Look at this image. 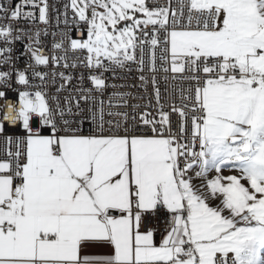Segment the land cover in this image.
Wrapping results in <instances>:
<instances>
[{
    "label": "snow or ice",
    "instance_id": "snow-or-ice-1",
    "mask_svg": "<svg viewBox=\"0 0 264 264\" xmlns=\"http://www.w3.org/2000/svg\"><path fill=\"white\" fill-rule=\"evenodd\" d=\"M51 8L66 29L52 33L51 56L39 30L0 24V101L16 97L11 123L0 104V264H264V0ZM49 9L0 3V20L47 25ZM49 64L87 69L90 86L53 71L62 83L49 96L38 70ZM133 70L138 84L105 78ZM149 85L155 113L152 99L122 91L107 107L131 111L104 110L108 88ZM137 99L146 102L129 104ZM153 219L164 225L159 244Z\"/></svg>",
    "mask_w": 264,
    "mask_h": 264
},
{
    "label": "built area",
    "instance_id": "built-area-1",
    "mask_svg": "<svg viewBox=\"0 0 264 264\" xmlns=\"http://www.w3.org/2000/svg\"><path fill=\"white\" fill-rule=\"evenodd\" d=\"M15 2H18V0H0V3H5L6 5L7 4H14ZM67 0H49V5H50V9H49V23L47 25L45 24H42L37 20L35 21H28L27 23H22V24H17L15 21H9L7 19H4V20H0V24H9L11 23L13 25V27H23V28H28L31 30V33H34L35 31L39 30L41 32V35H40V41H41V44L39 45L40 49H41V54L42 55H47V56H51L53 53H52V43H53V40L56 39L58 40L59 39V35H57L55 38L53 37L52 33L53 32H57L59 33L60 30H66L64 28V24L62 23V20H63V17H60L59 19L57 18V15L55 12L52 11V8H51V5L55 4L57 8L60 9V11L62 12L63 11V4L66 3ZM160 3L163 4L164 3V0H160ZM25 10H29V9H25ZM37 17H38V9L34 10ZM72 17V13H71V10L69 9L68 10V18L71 19ZM47 33V35H45L44 33ZM16 33H14L15 35ZM71 35L74 37V38H80V32L77 31L74 27H73V30H72V33ZM25 43L27 42V39L25 38ZM65 45L67 46V40H65ZM15 54L16 55H19L20 52L23 50L22 48V44L21 43H16L15 44ZM57 55H59L60 53H56ZM77 55H80V56H83L85 55V53H77ZM25 59L26 57H21V60H20V67H25ZM69 63H71L72 61L69 60L68 61ZM63 63V62H62ZM38 70L40 71H44V72H48L49 73V76H48V87H47V92H48V95L51 96L53 94H55V89L56 87H58L60 85V83H62V81L59 80V78H57V82L56 84H52L51 83V80H52V76H51V73L53 71L59 73L61 71L65 72L66 74L67 73H71L72 76L74 77L73 81H72V85H77L78 81L76 79V77H79L81 74L85 76V81H84V86L85 87H88L90 86L86 77L88 75V70L85 69V68H82V67H76V68H63L59 65L55 66V68L49 64L48 66H39L38 67ZM138 74L135 72V70H133V72L130 74V76H128V78L126 80H117V79H114L113 76H112V73H105V78L107 79V82L109 84H123V83H132V84H138L139 81L136 79V76ZM159 75V74H158ZM170 75V74H169ZM38 82V81H37ZM71 87V86H70ZM163 89H164V85L163 83H161V91H162V99H161V104L164 105V109L165 111L168 110L169 108V105L171 103V100L163 95ZM114 91H122V92H129L133 95H137V96H146L148 97L149 99H152V104H153V108L150 109V111H152L153 113H155V100L152 98V88H151V85L148 86V90L147 92H144L142 89L140 90H137L136 88H131V89H128V88H120V89H116V88H108L103 96L101 97L104 101H105V111H131V109H125V108H112V109H109L107 107V101L109 99V94L114 92ZM72 95H75V93H71ZM9 100H5V101H0V104H4L6 105L7 102L9 101H14L15 100V94L14 93H9ZM70 95V92L69 91H63L61 93H59V96L61 98L65 97V96H68ZM94 96H99V93H93ZM63 102V100L61 101ZM146 101L143 100V99H137V100H129V104H144ZM81 103L83 104L84 102L81 101ZM16 107H18V104L16 105ZM4 111L6 112L7 109L6 107L4 108ZM138 111H143V109H140ZM107 118V117H106ZM172 121H173V126L175 128V126L177 125L178 123V117L173 114L172 115ZM8 122H6L7 124ZM85 134H87L88 130H89V127L90 125L89 124H85ZM105 134H107V131L105 132ZM0 147H2V145H0ZM152 225L154 226H158L157 227V231L155 232L156 236L160 237L162 236L161 235V229L163 228V222L162 221H158L156 219H153L152 220Z\"/></svg>",
    "mask_w": 264,
    "mask_h": 264
},
{
    "label": "crops",
    "instance_id": "crops-1",
    "mask_svg": "<svg viewBox=\"0 0 264 264\" xmlns=\"http://www.w3.org/2000/svg\"><path fill=\"white\" fill-rule=\"evenodd\" d=\"M225 172H229V174H227V173H225ZM225 173V174H224ZM230 173H236V174H233V175H238V172H236L235 170H232V169H230V168H225L223 171H222V175H225V176H227V175H232V174H230ZM216 175V173L214 172V171H211V172H209V174H208V178L210 179V178H212V177H214ZM194 182H197V183H199L200 185H198L197 187L199 188L200 186H201V184L203 183V181H201L199 178H193V183ZM201 190H203V189H201ZM161 239H162V236H160V237H158V236H156V234L154 235V242L156 243V244H159V242L161 241Z\"/></svg>",
    "mask_w": 264,
    "mask_h": 264
},
{
    "label": "clouds",
    "instance_id": "clouds-1",
    "mask_svg": "<svg viewBox=\"0 0 264 264\" xmlns=\"http://www.w3.org/2000/svg\"><path fill=\"white\" fill-rule=\"evenodd\" d=\"M5 107L7 109V111H6L7 119L11 123L12 119H13V116H14L15 108L11 105L10 102H7Z\"/></svg>",
    "mask_w": 264,
    "mask_h": 264
},
{
    "label": "rangeland",
    "instance_id": "rangeland-1",
    "mask_svg": "<svg viewBox=\"0 0 264 264\" xmlns=\"http://www.w3.org/2000/svg\"><path fill=\"white\" fill-rule=\"evenodd\" d=\"M225 173L229 174V172H225ZM225 173H224V174H225ZM230 174H232V175H233V174H236V173H230ZM194 185L197 187V186H198V185H200V184H199V183H197V182H194Z\"/></svg>",
    "mask_w": 264,
    "mask_h": 264
}]
</instances>
